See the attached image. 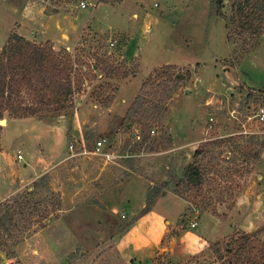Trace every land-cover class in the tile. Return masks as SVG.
Listing matches in <instances>:
<instances>
[{"label": "rangeland", "instance_id": "374dc122", "mask_svg": "<svg viewBox=\"0 0 264 264\" xmlns=\"http://www.w3.org/2000/svg\"><path fill=\"white\" fill-rule=\"evenodd\" d=\"M217 1L0 0V48L12 34L51 43L82 61L86 76L66 112L0 124V146L10 131L12 166H42L2 201L14 199L17 207L9 230L0 233V264H139L123 261L116 242L144 213L145 187L165 185L154 206L179 214L167 246L146 264H264V231L241 260L231 243L239 232L264 228V149L251 166L237 162L249 175L230 173L234 166L222 162L218 175L206 176L205 189L239 186L225 194L226 204L194 206L200 199L177 195L173 182L205 142L243 136L239 144L248 146L257 136L256 151L264 143V125L254 118L264 106V30L255 38L247 33L246 47L233 21L235 0H221L228 20L218 14ZM81 2L89 6L82 9ZM100 60L110 76L102 67L90 70ZM168 66L176 69L168 74ZM111 100L109 107L102 103ZM81 140L91 153L71 156L69 145ZM100 140L106 143L95 153ZM215 152L232 158L228 145ZM131 176L142 185L125 188ZM189 230L207 241L204 250L177 251Z\"/></svg>", "mask_w": 264, "mask_h": 264}, {"label": "trees", "instance_id": "16d2710c", "mask_svg": "<svg viewBox=\"0 0 264 264\" xmlns=\"http://www.w3.org/2000/svg\"><path fill=\"white\" fill-rule=\"evenodd\" d=\"M233 21L237 25V34L244 38L248 33L252 38L260 37L264 30V0H235L233 3ZM218 14L225 20L227 16L223 13V3L217 1ZM249 36L244 38V45L247 47L252 40ZM250 40V41H249ZM82 61H79L69 51H56L51 43L38 44L32 42L18 34H12L6 44L0 48V121L6 116L12 119H27L45 114L59 115L73 107L74 98L84 90L86 76L83 72ZM107 65L105 61L90 67V70H100L109 76L111 72L103 68ZM79 66V67H78ZM81 67V68H80ZM170 74L176 69L175 66L165 68ZM93 72L91 71L90 74ZM189 76L191 74L189 73ZM124 74L123 78H127ZM171 76L169 79L171 80ZM178 84L183 80L178 75ZM146 86V85H145ZM144 86V89H145ZM105 107L112 104L111 101L102 102ZM1 132V131H0ZM1 137V133H0ZM243 136H232L220 138L203 143L196 149L193 155L194 161L183 169L180 177L173 178L175 193H192L195 199L194 206L207 203L205 210L210 209V205L226 204L225 194L239 186H226L224 189L216 187L211 190L205 189L208 184L206 176L208 174H219V166L222 162H229L231 169L228 172L238 174L241 177L251 174V169H239L241 166L237 162L246 161L247 166L252 162L260 160L264 143L260 146V151L255 150L259 145V137L251 136V143L248 146L239 144ZM222 145L232 148L230 155L232 158H223L216 149ZM1 152V146H0ZM168 187L167 185L157 188H150L146 195V207L144 213L153 209L154 203ZM215 192L216 197H211L210 193ZM15 200L8 199L0 203V233L8 231L7 221H13V206ZM143 213V214H144ZM216 214V210L213 209ZM142 214V215H143ZM264 228L255 233L239 232L240 238L233 239L232 245L237 246L234 257L238 260L247 252V245L252 239H257L263 233ZM218 253V250H215Z\"/></svg>", "mask_w": 264, "mask_h": 264}, {"label": "crops", "instance_id": "0c3cea01", "mask_svg": "<svg viewBox=\"0 0 264 264\" xmlns=\"http://www.w3.org/2000/svg\"><path fill=\"white\" fill-rule=\"evenodd\" d=\"M28 119H8L9 126L20 125L33 121ZM6 122V124H7ZM43 126V125H42ZM41 126V127H42ZM10 131H5L2 138V151L0 152V202L12 195V188L15 184L26 181L27 177L36 175L41 171L42 166H12L13 158L9 156L11 150L7 146ZM50 145V144H49ZM18 159V158H17ZM140 182L138 177H129L123 185L130 189L132 184ZM144 186V185H143ZM117 189V188H115ZM142 198H146L147 188L142 191ZM119 194L115 190V195ZM128 204L129 200H127ZM179 203V202H177ZM145 203H141L143 209ZM182 207L183 204H178ZM159 204H155L151 211L139 217L130 228L116 242V250L119 257L126 263L146 264L151 262L167 246V235L171 225L178 216L176 209L172 207L160 209ZM133 211V210H132ZM170 222V227L167 223ZM264 234V233H263ZM207 241L194 230L186 231L177 241L178 252H199L205 249Z\"/></svg>", "mask_w": 264, "mask_h": 264}, {"label": "built area", "instance_id": "2783aa9c", "mask_svg": "<svg viewBox=\"0 0 264 264\" xmlns=\"http://www.w3.org/2000/svg\"><path fill=\"white\" fill-rule=\"evenodd\" d=\"M87 6H89V4H87L86 2H81L80 4V7L82 9H86ZM116 44V42L114 43H111V46H114ZM255 120L257 121L258 124L260 125H264V106H258L257 109H256V113H255V116H254ZM213 119L211 118L210 119V123H213ZM210 129H213V125L211 124L209 126ZM155 131L153 130L152 131V134H154ZM137 141H142V137H141V134L140 133H137ZM106 143V140H100L97 142V144L95 145V151H100L101 150V147ZM69 151L71 153V156H77V155H85V154H89L91 153L87 147H86V144L84 143V141H78V142H75V143H71L69 145ZM96 153V152H95ZM23 156L22 154L19 153L18 155V159L19 160H22ZM192 227H195V224L192 225Z\"/></svg>", "mask_w": 264, "mask_h": 264}, {"label": "bare ground", "instance_id": "6f19581e", "mask_svg": "<svg viewBox=\"0 0 264 264\" xmlns=\"http://www.w3.org/2000/svg\"><path fill=\"white\" fill-rule=\"evenodd\" d=\"M4 122H5V125H6L7 120H2V121L0 122V124L3 125ZM5 125H3V126H5Z\"/></svg>", "mask_w": 264, "mask_h": 264}, {"label": "water", "instance_id": "95a60500", "mask_svg": "<svg viewBox=\"0 0 264 264\" xmlns=\"http://www.w3.org/2000/svg\"><path fill=\"white\" fill-rule=\"evenodd\" d=\"M1 122V121H0Z\"/></svg>", "mask_w": 264, "mask_h": 264}]
</instances>
